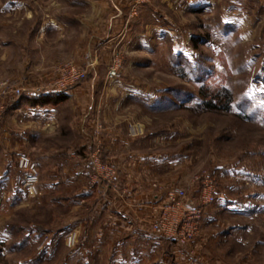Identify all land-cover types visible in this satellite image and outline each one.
Instances as JSON below:
<instances>
[{"label":"rangeland","instance_id":"1","mask_svg":"<svg viewBox=\"0 0 264 264\" xmlns=\"http://www.w3.org/2000/svg\"><path fill=\"white\" fill-rule=\"evenodd\" d=\"M162 2L0 0V84L32 95L60 64L94 63L73 103H38L49 106L42 112L30 103L11 107V99L0 115V176L29 154L41 191L36 197L18 193L17 208L2 183L0 210L9 217L25 207L11 224L24 227L25 236L31 228L43 234L26 240L20 252L14 245L23 243L21 236L0 238V264H112L108 250L84 259L88 246L80 236L71 248L64 245V233L58 236L62 224L84 220L71 213V205L59 204L67 185L53 189L57 181L63 186L55 153L80 147L78 129L107 131L105 154L118 171L119 187L156 183L154 189L165 191L190 186L201 172L217 176L214 224L184 246L148 248L147 264H264V6L257 0H202L206 6L190 12L186 3ZM117 55L120 75L110 80L107 72ZM203 83L233 93L230 113L196 108ZM136 124L143 131L132 137L129 127ZM31 133L40 137L30 140ZM73 181L67 183L74 186ZM50 189L56 194L45 196ZM198 189L194 185L189 197ZM3 214L0 224L7 220Z\"/></svg>","mask_w":264,"mask_h":264},{"label":"crops","instance_id":"2","mask_svg":"<svg viewBox=\"0 0 264 264\" xmlns=\"http://www.w3.org/2000/svg\"><path fill=\"white\" fill-rule=\"evenodd\" d=\"M171 1L172 0H163L162 3L165 7H184V3H186V5L190 6V9H188L190 12L202 10V6H206L205 2L203 3L202 0H187L184 3L181 0H176V2L173 3ZM257 3L261 4L262 7L264 6V0H257ZM79 85L70 91L63 93V98H65V100L63 103L59 104V106L69 102L73 103L75 101L74 98H77ZM24 103L29 102H20L18 105H15L14 108L20 107L21 105L26 106ZM34 108H36L34 110L42 108V112H49L50 110L47 109L49 106L40 107L39 105H36ZM106 132L107 131L104 129L101 130L99 135H95V129H78V136L81 138L82 142L80 147H78L76 150H59L56 151L57 153H55L54 158L56 157L57 160L56 162L54 161L53 165L55 166L56 170H62L61 175L63 176V186L61 185V187H59L58 185H60V182L57 181L54 183L55 186L53 185L54 187H52L53 189L56 187L63 188L67 185L68 189L62 190L60 192L61 196L70 194V192L73 190L77 191L75 195H79L80 199L73 201V205L71 206L74 208L72 209L73 212L71 213L76 214L78 212L79 215L84 216V220L80 221L79 223L70 221L62 224L61 234L58 236H61L63 233L71 230L74 227L78 228L81 231V235L79 233V236L82 243H80L85 247L88 246V250L86 251L87 253L83 256L84 259L93 252L96 254L98 252H104L103 255H106V252L109 251L108 257L112 264H147L149 263V258L152 254L148 248H151L153 251L158 249L157 251H159V249L166 247V242L180 247V245H177L174 242L155 237L151 231V225L153 221L159 216L162 207L166 204L165 191H161L160 189L156 188L154 189L153 187L157 186L156 183L153 185H145L142 182H137V184L132 188L120 187L121 192L113 191L107 186L103 185L90 187V168L88 157L92 151L99 149L103 161L110 165L114 164L108 161V157L106 155L107 149L104 142ZM37 134L31 133L28 137H30V140H35L40 137V134ZM47 158L51 157L48 155ZM155 160L158 161V159ZM40 163L41 162H39V164ZM71 172L74 174V176L72 175V179L70 178ZM71 180H74L73 182H75L76 185L73 186L67 183V181ZM2 183L3 186H7V189L4 193L7 196L11 195L13 206H17V208L21 206L20 200H18L19 197L16 195L18 193L19 195L21 193L26 194L27 192H24L22 188L23 173L17 168L16 164L13 166V168L11 163L6 166L5 171L0 176V184ZM171 187L181 186L172 185ZM122 191L125 192L122 193ZM54 193L56 194L54 190H51L50 192L46 193L45 196L53 195ZM219 199L220 196L217 193L216 204L206 208L207 212L201 225L200 234H203L204 229H206L208 226L214 224L212 223L214 217L211 215V213L218 206L217 203H219ZM77 201H82L83 204L80 206L76 205L75 203ZM189 201L192 204H196V196L195 198L189 197ZM60 204L66 206L68 203L63 201L60 202ZM24 208L25 207L16 209V211L10 214L9 217L7 213L3 214V212L0 210V215L2 213L3 216L7 217L6 222L0 224V238L7 239V241L14 239L13 236L15 235H13L10 231L11 223L17 217L16 213ZM66 219L68 220V218ZM31 229L34 230L33 228ZM33 236L34 235H32L31 232L26 233V237L32 238Z\"/></svg>","mask_w":264,"mask_h":264},{"label":"built area","instance_id":"3","mask_svg":"<svg viewBox=\"0 0 264 264\" xmlns=\"http://www.w3.org/2000/svg\"><path fill=\"white\" fill-rule=\"evenodd\" d=\"M92 66L94 63L86 66L75 63L60 64L54 77L44 85L35 87L31 94L66 93L86 79L88 70ZM121 66V58L117 55L113 65L109 67L107 77L110 80H116L120 75ZM25 93L23 89L13 88L8 83H1L0 115L8 109L9 100H19ZM142 131V126L138 124L129 127V134L132 137L141 135ZM99 134L100 129H95V135ZM88 163L90 187L103 185L113 191L121 192L118 185L117 169L103 161L99 149L89 154ZM17 167L23 173V190L31 196H38L40 194L38 188L40 173L36 161L29 154H21L18 158ZM191 181L190 186L186 188L170 187L165 190L166 204L151 225V231L155 237L184 246L199 236L206 215V208L215 205L217 202V176L210 172H201L194 176ZM194 185L199 186V189L195 191L196 204L189 201L188 194ZM124 192L122 191V193ZM75 204L80 206L83 202L77 201ZM78 239L79 232L76 229H71L62 235L64 245L69 248L74 247L78 243Z\"/></svg>","mask_w":264,"mask_h":264},{"label":"trees","instance_id":"4","mask_svg":"<svg viewBox=\"0 0 264 264\" xmlns=\"http://www.w3.org/2000/svg\"><path fill=\"white\" fill-rule=\"evenodd\" d=\"M200 40L195 39L194 43L197 44L198 42H200ZM198 96H199V99H198V102L196 103L197 109H202L208 112L216 111V112H224V113H230L233 109L234 95L226 87L203 83L200 85L198 89ZM61 98H63V93H51L47 95H28L25 93L19 100H15V102L11 105V107L18 105L20 102H23V101L29 102L33 105H38V103L42 105L44 102H47V101L54 102ZM183 106H186V105H183ZM238 116L241 118H247L248 115L239 114ZM79 199H80L79 195H72L71 197L68 195H62L59 199V202L64 201V202H67L69 205H73V201H76ZM10 231L13 235L17 237L21 236V238H23V243H16V245H14L15 246L14 249L19 250V252L27 248L26 240L30 242V239L33 240L34 238H36L34 236L41 237L43 235L31 229L29 232H31L32 235L34 234V236L32 238L26 237L24 234L25 232L24 227L19 226L16 223L11 224Z\"/></svg>","mask_w":264,"mask_h":264}]
</instances>
